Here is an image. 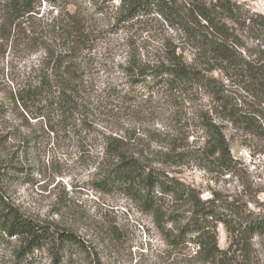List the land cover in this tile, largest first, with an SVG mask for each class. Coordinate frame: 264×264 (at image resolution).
I'll return each mask as SVG.
<instances>
[{
  "label": "trees",
  "instance_id": "obj_1",
  "mask_svg": "<svg viewBox=\"0 0 264 264\" xmlns=\"http://www.w3.org/2000/svg\"><path fill=\"white\" fill-rule=\"evenodd\" d=\"M114 1L119 2L118 9L114 16H108V22L115 27V33H131L136 25L141 28L155 24L166 32L157 45L146 41L129 44V57L119 66L128 85L133 88L143 83L148 92L163 91V101L178 108L191 101L192 92L207 97L208 103L197 104L193 113L204 131L201 154L207 163L223 167L225 172L240 163L232 155L224 122L241 137V144L251 156V148L260 147L257 152L263 153L264 14L252 10L242 0H0L1 56L8 49H42L45 54L39 67H34L32 80L20 86L14 97L27 116L31 113L29 118L43 121L49 135L62 128L66 135L79 140L80 150L88 151L90 113L117 116L119 108L114 113L115 101L145 103L153 98L151 94L131 96V88L90 91L92 86L86 78L88 71L96 67L95 39L106 33L104 27L96 25L95 16L107 14ZM42 4L50 7L49 16L53 17L38 31L36 19L42 20L38 19L43 16H38ZM90 8L94 10L92 14L88 12ZM46 27H51L50 38L59 42L58 47L52 48L44 40L47 36L42 31ZM249 38L259 42L255 49L247 43ZM149 101L153 106L159 99ZM131 141L132 138L118 134L102 133L103 162L93 184L105 192L119 189L141 204L144 211L154 215L170 245L190 241L198 252L217 260L215 263L229 264L217 244L218 223L225 226L231 245L239 250H248L254 237H264V209L245 211V206L236 200L222 202L216 197L201 200L194 188L175 175L129 155ZM7 142L0 138V148ZM6 167L7 163L0 158V183ZM163 195L193 199L194 209L185 223L168 228L160 222ZM0 237L19 241L9 264H36L40 253H46L50 264H71L76 256L97 264L88 240L75 230L26 215L3 195L1 188Z\"/></svg>",
  "mask_w": 264,
  "mask_h": 264
},
{
  "label": "rangeland",
  "instance_id": "obj_2",
  "mask_svg": "<svg viewBox=\"0 0 264 264\" xmlns=\"http://www.w3.org/2000/svg\"><path fill=\"white\" fill-rule=\"evenodd\" d=\"M242 1L264 14V0ZM118 4V1L110 3L107 14L95 16L96 25L104 27L106 33L95 39L96 67L87 69L90 73L86 78L92 86L90 91L131 88L136 94L131 96L151 94L159 101L153 106L149 101L153 100L151 97L145 103L115 101L114 113L119 108L117 116L90 113L92 130L86 135L90 149L80 150L77 138L66 135L62 128L57 134L49 135L43 121L29 118L31 113L27 116L15 101L18 88L32 80L34 67H39L44 59L43 50L8 49L5 56L0 54V138L8 141L0 148V158L7 163L1 191L26 215L59 228L75 230L91 243L90 250L97 264H217V260L198 252V247L190 241L170 245L154 215L144 211L141 204L119 189L105 192L93 184L98 177L99 164L103 162L102 133L118 134L132 138L127 148L129 155L175 175L194 188L201 200L216 197L222 202L236 200L240 206H245V211L264 209V151L258 153L260 147L251 148L254 150L251 156L249 149L241 144V137L224 122L232 155L240 163L225 172L223 167L207 163L202 156L204 131L193 113L197 104L208 103L207 97L192 92L189 94L191 101L178 108L163 101V91L148 92L147 84L143 83L133 88L128 85L119 66L129 57V44L146 41L157 45L166 32L155 24L141 28L136 25L131 33H115L108 16H114ZM91 8L89 13L94 11ZM70 9L74 10V6ZM40 11L38 16H43L38 19L42 20L36 19L35 26L38 31L53 17V14L49 16L48 5L42 4ZM53 12L56 15L57 12ZM49 28L42 31L47 36L44 40L52 48L58 47L59 42L50 38ZM261 39L264 40V36ZM247 43L255 49L259 42L249 38ZM29 110L33 111V107ZM27 136L33 139L27 138L21 143L20 140ZM161 197L163 219L160 222L168 228L185 223L194 209L193 199L179 195ZM217 244L224 250L229 264H264V237H254L248 250H239L231 245V236L225 226L218 223ZM18 245L17 238L3 240L0 237V264L13 261ZM39 257L36 264H50L46 253H40ZM74 259L71 264H90L83 256Z\"/></svg>",
  "mask_w": 264,
  "mask_h": 264
}]
</instances>
